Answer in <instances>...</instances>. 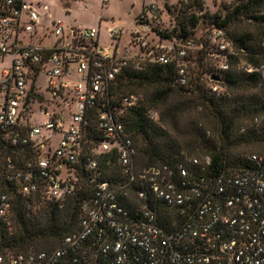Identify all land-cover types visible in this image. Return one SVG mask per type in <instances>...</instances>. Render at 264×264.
Wrapping results in <instances>:
<instances>
[{
  "label": "built area",
  "instance_id": "obj_1",
  "mask_svg": "<svg viewBox=\"0 0 264 264\" xmlns=\"http://www.w3.org/2000/svg\"><path fill=\"white\" fill-rule=\"evenodd\" d=\"M40 17L32 2L0 0V217L12 227L9 182L25 196L55 201L83 189L86 180L96 189L81 205L80 228L61 246L9 254L7 263L264 264V150L248 155L250 167L214 174L194 175L189 168L211 166L210 155L188 157L178 172L168 165L138 172L136 147L121 116L140 97L111 94L122 68L142 63L175 62L178 81L187 84V57L196 42L160 38L154 28L168 27L157 3L144 8L124 49L119 27L109 28L112 41L103 45L96 27L66 28L60 20L44 27ZM49 33L58 39L45 45ZM152 33L158 39L154 43ZM207 36L214 49L238 55L223 28ZM238 66L264 76V62L256 67L240 59ZM216 67L226 70L229 62L221 60ZM207 83L217 93L224 91L212 78ZM148 114L159 120L157 110ZM114 148L127 176L123 184L99 179L100 155ZM133 183L139 203L131 210L121 197L129 196ZM158 202L167 212L177 211V227L162 225Z\"/></svg>",
  "mask_w": 264,
  "mask_h": 264
},
{
  "label": "trees",
  "instance_id": "obj_2",
  "mask_svg": "<svg viewBox=\"0 0 264 264\" xmlns=\"http://www.w3.org/2000/svg\"><path fill=\"white\" fill-rule=\"evenodd\" d=\"M205 4V0L177 1L169 8L175 13L174 26L154 28L160 38L169 42H196L197 47L187 57V84L178 81L175 62L142 63L139 68L124 66L113 82L111 94L117 97L124 94L125 86L137 84L149 88L136 104L126 106L121 116L136 147L138 172L155 165H168L178 172L179 164L188 157L204 155L211 156L212 165L204 170L189 165L194 175L200 172L214 174L231 167H250V153L244 154L242 148L264 145V76L259 71L247 72L238 66L240 59L256 67L264 62V31L259 36L250 31L230 30L242 17L264 28V0H233L224 6L223 16L217 15L210 27L197 37L195 32L207 15L204 14ZM197 10L203 13L199 15ZM214 28L226 31L238 55L213 48L207 34ZM224 59L229 62V68L220 70L216 64ZM211 78L223 86V92L217 93L209 87L207 81ZM150 109L159 112L158 121L149 116ZM192 109H199L203 117L192 118L180 128V116ZM197 149L202 151L201 154L193 153ZM99 168L100 180L123 184L127 179L115 148L100 155ZM6 189L12 199V227L0 217V255L6 258L0 264H8L9 254L53 251L61 246L68 234L80 228L81 205L94 194L96 183L86 180L83 189L64 201L39 195L25 196L11 182ZM138 189L133 183L129 196L121 197L126 208L133 210L139 203ZM157 204L162 225L177 227L174 223L178 218L177 211L167 212L161 203Z\"/></svg>",
  "mask_w": 264,
  "mask_h": 264
},
{
  "label": "rangeland",
  "instance_id": "obj_3",
  "mask_svg": "<svg viewBox=\"0 0 264 264\" xmlns=\"http://www.w3.org/2000/svg\"><path fill=\"white\" fill-rule=\"evenodd\" d=\"M34 3L40 13V25L44 27H50L54 20L62 21L66 28H91L96 27L100 30L99 42L103 45H109L111 43V36L109 34V28L119 27L123 29V33L118 41L119 46L124 49L129 46L132 40L131 32L138 27L137 22L140 19V15L143 13L144 8L151 4L157 3L162 8L163 13V26L172 27L175 22L173 17L175 13L169 9L171 6L166 4V0H109L105 3L103 0H27ZM40 1V2H39ZM170 3L177 2V0H168ZM204 19L198 27L195 35L199 37L207 30L217 15L224 14V6L233 3V0H205ZM152 17L151 13L149 14ZM42 34L43 30L40 29ZM230 30H236L239 32H253L257 35H262L264 28L255 23L253 20L247 17L239 19ZM152 33L149 38L154 43L157 37ZM153 38L155 41H153ZM58 37L52 33L47 34L44 37V44L49 45L57 41ZM37 43H40L38 40ZM168 43V42H166ZM170 44V43H169ZM133 49L137 47L132 46ZM45 83V80L43 81ZM149 91L148 87L139 85L125 86L122 89L124 94L134 93L140 98L145 96ZM202 112L199 109H192L180 116L179 127L183 128L187 122L192 118H200ZM43 115L42 112L37 113V118L41 121ZM203 117V116H202ZM203 121V119H202ZM183 130V129H182ZM264 150V145H254L248 148H242L244 154L251 152H260ZM201 150L197 149L194 154H201ZM53 247V246H52Z\"/></svg>",
  "mask_w": 264,
  "mask_h": 264
},
{
  "label": "crops",
  "instance_id": "obj_4",
  "mask_svg": "<svg viewBox=\"0 0 264 264\" xmlns=\"http://www.w3.org/2000/svg\"><path fill=\"white\" fill-rule=\"evenodd\" d=\"M174 3H175V2L170 3L168 0H166L165 5H166V4L173 5Z\"/></svg>",
  "mask_w": 264,
  "mask_h": 264
}]
</instances>
